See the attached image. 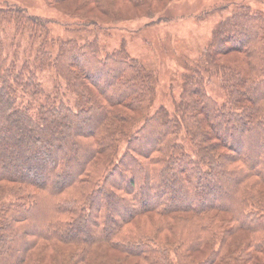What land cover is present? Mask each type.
Wrapping results in <instances>:
<instances>
[{
    "label": "trees",
    "instance_id": "16d2710c",
    "mask_svg": "<svg viewBox=\"0 0 264 264\" xmlns=\"http://www.w3.org/2000/svg\"><path fill=\"white\" fill-rule=\"evenodd\" d=\"M6 2L0 27L14 21L11 44L25 48L9 57L0 28V123L32 147L12 164L23 148L0 133V264H91L103 245L129 264H264V12L221 18L184 61L178 97L151 112L157 79L124 46L53 37L47 19ZM81 18V30L96 22ZM230 51L241 67L218 59ZM37 68L53 71L50 91Z\"/></svg>",
    "mask_w": 264,
    "mask_h": 264
},
{
    "label": "rangeland",
    "instance_id": "374dc122",
    "mask_svg": "<svg viewBox=\"0 0 264 264\" xmlns=\"http://www.w3.org/2000/svg\"><path fill=\"white\" fill-rule=\"evenodd\" d=\"M9 1L23 6L29 13L47 19L53 37H72L80 42L96 37L101 48L107 51L124 46L129 54L137 58L146 69L150 70L154 79H157L156 92L150 106L151 112L160 105L169 107L173 99L178 97L179 74L184 67V61L197 58L209 41L213 26L221 18L231 14L243 4L264 12V0H226L228 8L213 13L206 11L221 0H164L163 3L142 0L139 6H134L129 0H98V9L89 5L78 6L77 3L81 0H63L54 5L45 0ZM0 2L8 3L6 0ZM79 16H82L81 19L96 22L85 26L87 29H78ZM13 24L14 21L6 20L0 27L5 35V51L9 57L14 54L13 50L16 48L22 54L25 48L24 41L18 46L11 44L10 38L14 34ZM243 58L239 51H230L218 56L221 62L235 67L242 66ZM36 71L38 80L50 91L56 81L53 71L41 68H37ZM206 89L219 103L225 101V93L217 77L210 79ZM130 113L135 117L138 115L137 111ZM7 129V124L0 123V133ZM2 134H5V139L9 138L21 144L22 155L17 151L7 155L12 164L20 166L24 154L29 153L32 144L21 142L11 132ZM186 138L185 135H181V141L185 144ZM35 158L36 166L43 164V178L47 179L50 176L48 163L42 160L41 155ZM24 166L25 172H32L33 168ZM210 194L211 196L219 194V187L212 188ZM96 250L97 252L91 254V264H129V260L121 259L118 251L104 245ZM44 263L48 264L46 261Z\"/></svg>",
    "mask_w": 264,
    "mask_h": 264
}]
</instances>
